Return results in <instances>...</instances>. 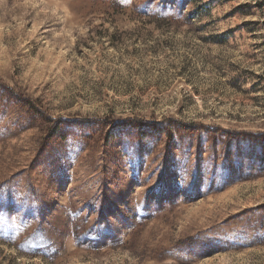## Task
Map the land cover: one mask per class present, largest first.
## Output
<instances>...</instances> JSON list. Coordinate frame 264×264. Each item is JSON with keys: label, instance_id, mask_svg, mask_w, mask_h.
<instances>
[{"label": "rangeland", "instance_id": "374dc122", "mask_svg": "<svg viewBox=\"0 0 264 264\" xmlns=\"http://www.w3.org/2000/svg\"><path fill=\"white\" fill-rule=\"evenodd\" d=\"M0 264H264V0H0Z\"/></svg>", "mask_w": 264, "mask_h": 264}]
</instances>
